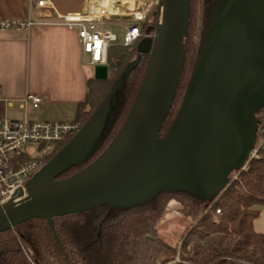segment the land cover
Wrapping results in <instances>:
<instances>
[{"label":"water","instance_id":"obj_1","mask_svg":"<svg viewBox=\"0 0 264 264\" xmlns=\"http://www.w3.org/2000/svg\"><path fill=\"white\" fill-rule=\"evenodd\" d=\"M152 1L157 3L155 31L137 46L139 56L148 54L147 66L119 131L88 166L56 178L96 147L114 109L113 98L139 56L72 139L27 182L25 192L19 190L0 207V234L36 218L52 226L54 217L101 206L143 205L163 192L211 201L247 162L256 141L255 112L264 107V0L222 1L180 111L164 137L159 133L183 68L190 0ZM93 71L95 80L107 79V66ZM18 197L23 198L15 201Z\"/></svg>","mask_w":264,"mask_h":264},{"label":"trees","instance_id":"obj_2","mask_svg":"<svg viewBox=\"0 0 264 264\" xmlns=\"http://www.w3.org/2000/svg\"><path fill=\"white\" fill-rule=\"evenodd\" d=\"M201 1V0H200ZM223 0H203V22L199 44L193 42L199 0H190L186 51L173 104L160 130L164 137L172 126L192 80L213 19ZM156 8L140 22V38L131 46L111 44L107 50L108 76L89 81L86 102L78 106L75 122L82 126L104 102L123 70L137 59V46L155 31ZM148 54H141L113 98L104 133L90 155L57 175L63 179L92 163L113 140L140 87ZM256 156L247 160L245 170L234 171L220 196L204 201L186 192H163L150 202L131 208L101 206L91 211L46 219L36 218L0 234V264H264V235L253 222L264 208V107L255 112ZM58 144L45 158L48 163L73 137ZM170 202L178 204L186 223L176 245L159 233ZM218 211V212H217Z\"/></svg>","mask_w":264,"mask_h":264},{"label":"crops","instance_id":"obj_3","mask_svg":"<svg viewBox=\"0 0 264 264\" xmlns=\"http://www.w3.org/2000/svg\"><path fill=\"white\" fill-rule=\"evenodd\" d=\"M38 1L0 0V20L35 23L24 30L0 31V95L11 102V106L0 103V118L75 122L94 79V67L81 51L76 30L53 22L58 15L82 12L86 0H44L49 9L36 8ZM26 94L42 97L38 108L30 104L20 108L18 101ZM11 111L19 115L10 116ZM253 228L264 235V208Z\"/></svg>","mask_w":264,"mask_h":264},{"label":"built area","instance_id":"obj_4","mask_svg":"<svg viewBox=\"0 0 264 264\" xmlns=\"http://www.w3.org/2000/svg\"><path fill=\"white\" fill-rule=\"evenodd\" d=\"M143 2V4L150 3L147 0ZM49 7L44 0L36 3V8L49 9ZM148 7L141 18L132 14L128 15L134 24L125 30L121 45L131 46L140 38V26L137 24L145 19L151 9ZM135 10L139 9L136 7ZM115 15L105 14L103 11L97 12V3L93 0H86L82 12L58 15V21L53 24L76 30L81 51L88 56V63L92 67L107 66V50L111 44L116 42V36L109 30H103L100 24L112 20L111 18ZM33 24L35 23L29 20H0V31L24 30ZM41 102V96L26 94L18 101V104L20 108H23L25 104L38 108ZM0 103L4 106H11L10 100L2 99L1 95ZM80 128L81 125L78 122L30 121L25 118L10 119L2 116L0 118V207L19 190L24 193L27 182L44 167L49 151L63 143L67 137L75 135ZM262 130L264 131V127ZM259 143L260 140L255 141L249 158L256 156ZM246 164L247 162L239 170H245ZM231 175L235 179L237 173L233 172ZM22 198L18 197L15 201Z\"/></svg>","mask_w":264,"mask_h":264},{"label":"rangeland","instance_id":"obj_5","mask_svg":"<svg viewBox=\"0 0 264 264\" xmlns=\"http://www.w3.org/2000/svg\"><path fill=\"white\" fill-rule=\"evenodd\" d=\"M203 0H199V4L196 9V17H195V30H194V37L193 42L196 44V46L199 44L200 41V32H201V23L203 22V15H202V9H203ZM130 5L127 6V4L122 3V1H118L116 5L119 6V13L118 15H129L131 14L130 10L136 9V7L139 9L138 11H142L148 7L150 8H156V2H150L143 4V1L141 0H131V3H128ZM133 7V8H132ZM156 10V9H155ZM155 12V11H154ZM133 20H110V21H104L100 24V27L103 30H109L112 34L116 36V42L114 44H122V39L125 30L133 25ZM140 26V24H137ZM10 116H18V112L11 111ZM256 117V116H255ZM180 208L178 204L176 205L175 202H173L172 206L168 207L167 213L163 215L160 223L158 224V231L159 233L169 242L171 245H176L178 241V237L180 232L182 231L186 221L184 218H182L179 215Z\"/></svg>","mask_w":264,"mask_h":264},{"label":"bare ground","instance_id":"obj_6","mask_svg":"<svg viewBox=\"0 0 264 264\" xmlns=\"http://www.w3.org/2000/svg\"><path fill=\"white\" fill-rule=\"evenodd\" d=\"M93 1L97 3V12L100 13V11H103L105 14H109V15H113V14L115 15L119 13L118 12L119 6L116 5L118 1H122V3L127 4V6L130 5L128 3H131V0H93ZM142 1H145V0H142ZM147 1L152 2V0H147ZM144 11L145 9L143 10V12L135 10V9H133L132 11L130 10L131 14L136 16L137 18H141Z\"/></svg>","mask_w":264,"mask_h":264}]
</instances>
